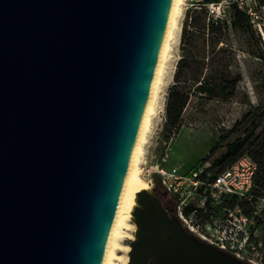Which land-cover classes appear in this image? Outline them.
I'll return each mask as SVG.
<instances>
[{"label":"water","instance_id":"1","mask_svg":"<svg viewBox=\"0 0 264 264\" xmlns=\"http://www.w3.org/2000/svg\"><path fill=\"white\" fill-rule=\"evenodd\" d=\"M172 0H0V264H101ZM129 264H242L157 197Z\"/></svg>","mask_w":264,"mask_h":264},{"label":"rangeland","instance_id":"2","mask_svg":"<svg viewBox=\"0 0 264 264\" xmlns=\"http://www.w3.org/2000/svg\"><path fill=\"white\" fill-rule=\"evenodd\" d=\"M213 1L187 0L183 5L180 21L182 30L179 44L174 51L173 75L167 87L164 107L156 116L152 132L145 145V158L141 165L143 177L151 181L158 199L157 187L160 186V196L164 201L165 191L160 184V176L156 169L164 158L165 168L168 169L172 164L177 163L182 167L181 174L202 162L212 166L226 150V147L222 148L205 161L212 149L220 142V137L233 140L234 135L231 131L235 124L253 106H264V30L260 29V26H263L260 25L263 16L256 23L251 22L248 17V20L235 23L234 10L231 7H223L221 15L217 16L218 18L212 17V20L219 19L225 24L213 25L210 15L206 14L205 9L201 10L202 7L209 10ZM196 8L199 10L192 12ZM258 9L264 12L263 2ZM190 13L195 19L189 29L193 34L189 36L190 42L187 45L191 60L188 74L218 76L223 72H230L235 76L241 75L242 79L232 98L219 99L194 93L184 110V126L179 135L174 136L175 134H171L166 124V106L169 90L175 81L178 62L182 57V33ZM176 158L179 161H176ZM255 216L259 240L264 244V199H258ZM137 232L133 228L128 230L125 246H132L137 239ZM130 253L131 251L123 250L119 255L130 257ZM255 255L263 257L264 261V247Z\"/></svg>","mask_w":264,"mask_h":264},{"label":"built area","instance_id":"3","mask_svg":"<svg viewBox=\"0 0 264 264\" xmlns=\"http://www.w3.org/2000/svg\"><path fill=\"white\" fill-rule=\"evenodd\" d=\"M262 2L264 0H218L210 4L209 12L210 16L218 18L223 7L237 6L253 23L263 16L260 25L264 26V12L258 9ZM165 161L164 158L156 169L172 201L169 215L196 240L241 262L264 264L263 257L255 255L264 247L258 236L256 211L249 216L241 205L242 202L252 203L254 199L252 192L258 164L245 155L224 170L200 163L181 174L178 168H165Z\"/></svg>","mask_w":264,"mask_h":264},{"label":"trees","instance_id":"4","mask_svg":"<svg viewBox=\"0 0 264 264\" xmlns=\"http://www.w3.org/2000/svg\"><path fill=\"white\" fill-rule=\"evenodd\" d=\"M217 2V1H213ZM202 7V6H201ZM234 10V21L239 22L248 20L245 13L238 9L237 6L231 7ZM210 12L207 8L202 7L201 10ZM196 8L192 12H197ZM194 16L190 13L186 20L182 33V57L178 62L175 74L174 84L171 86L166 106V124L171 134L178 135L184 126V110L188 105L194 93L206 94L212 98L228 99L234 97L238 83L241 81V75H233L230 72H223L218 76H204L202 74L189 75L191 69L190 50L187 49L189 44V36L193 33L189 30L193 24ZM210 20L214 23L225 22L221 20ZM210 31L211 29L208 28ZM186 78V79H185ZM231 134L234 135L233 140H226L220 137V142L212 149L210 155L205 159L207 161L211 156L215 155L222 148L226 150L211 166L213 169L224 170L234 164L241 157L248 155L258 164V172L254 179L252 203L242 202L243 210L249 216L256 211V203L258 199L264 198V106H253L233 127ZM202 164H204L202 162ZM161 184V183H160ZM164 189V188H163ZM158 197L166 207H172V201L165 192V201L160 196V186L157 187ZM165 191V190H164ZM261 223V222H260ZM242 264H246L242 262Z\"/></svg>","mask_w":264,"mask_h":264},{"label":"bare ground","instance_id":"5","mask_svg":"<svg viewBox=\"0 0 264 264\" xmlns=\"http://www.w3.org/2000/svg\"><path fill=\"white\" fill-rule=\"evenodd\" d=\"M186 1L187 0H172L171 3L148 100L124 178L101 264H129V256L123 257L119 255V252L123 250H127L128 252L132 250V246L124 245L128 230L132 228L135 229V231L139 230L136 223V216L129 208L141 206L139 200L142 199L141 193L143 192H147L152 200L158 203L151 181L143 177V168L141 165L145 158V145L152 132L153 122L159 111L164 107L167 87L173 75V63H175L174 51L180 41L182 30L180 21L183 5ZM135 239L136 237H134L133 240Z\"/></svg>","mask_w":264,"mask_h":264},{"label":"crops","instance_id":"6","mask_svg":"<svg viewBox=\"0 0 264 264\" xmlns=\"http://www.w3.org/2000/svg\"><path fill=\"white\" fill-rule=\"evenodd\" d=\"M180 132H181V130H180ZM179 132V133H180ZM179 135V134H178ZM177 135V136H178ZM185 139H187L186 137H185ZM177 159V158H176ZM176 161H179V159H177ZM173 168H178L179 169V172L181 171V169H182V167L181 166H178V164L177 163H175L174 165L172 164V166L171 167H169L168 169L169 170H172ZM188 171H190V170H188ZM188 171H186L185 173H187ZM184 174V173H183Z\"/></svg>","mask_w":264,"mask_h":264}]
</instances>
